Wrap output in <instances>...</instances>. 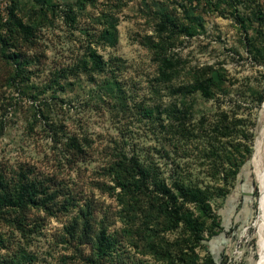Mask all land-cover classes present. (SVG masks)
<instances>
[{
	"label": "rangeland",
	"instance_id": "374dc122",
	"mask_svg": "<svg viewBox=\"0 0 264 264\" xmlns=\"http://www.w3.org/2000/svg\"><path fill=\"white\" fill-rule=\"evenodd\" d=\"M106 30L115 45L101 37ZM263 53L264 0H0V176L11 184L24 176L51 195L23 218L0 213V260L205 264L211 254L216 263L259 264L251 159L264 105ZM160 59L176 65L170 82L161 80ZM210 67L226 79L213 98L175 93ZM223 113L244 122L246 139H217ZM239 140L250 145L249 160L239 159L238 171L225 163L214 180L212 152L233 156ZM127 163L174 194L180 182L209 190L210 210L178 198L183 222L173 225L159 212L168 198L156 188L120 186L116 165ZM225 177L229 188H218ZM219 189L226 197L250 191L251 211L236 225L226 211L222 233L208 240L226 198L216 197ZM102 237L108 248L99 251Z\"/></svg>",
	"mask_w": 264,
	"mask_h": 264
},
{
	"label": "trees",
	"instance_id": "16d2710c",
	"mask_svg": "<svg viewBox=\"0 0 264 264\" xmlns=\"http://www.w3.org/2000/svg\"><path fill=\"white\" fill-rule=\"evenodd\" d=\"M66 17L74 22V16L66 14ZM16 26L25 36L31 38L32 32L30 31V27L24 25L21 21H15ZM114 29V26L111 27ZM103 40L113 46L116 43V38L114 32L110 30H106L102 36ZM260 53V52H259ZM264 56V53H263ZM90 63L101 71L100 66V58L95 54V52L91 51L89 53ZM18 71V70H17ZM176 73V65H174L168 59H160V76L162 82H170L173 80L174 75ZM201 78L199 80H195L194 83H189L185 85L179 86L175 93L181 98H187L188 96H192L195 94H200L201 97L205 100H209L213 98L214 91L220 90L223 88L226 79L222 76L217 70L213 68H209L208 74L201 73ZM258 106L263 102V94L258 97ZM177 114L173 115V118L176 120V123L182 127L184 121L178 120V111ZM185 116V114H184ZM244 122L241 120L233 119L228 117L227 114H221L219 117L218 123L214 126V132L216 133L217 139H239V135H241L244 139L246 136L245 131L243 130ZM178 128V127H177ZM180 132H183L180 129ZM223 144L222 142H219ZM75 147V144H72ZM234 152L233 156L228 150L224 148L219 150H214L210 156L211 161H213L214 172L212 174V178L214 180H220L219 173L222 170V166L227 163L232 169L238 171L241 167V162L243 164L249 160L250 154V145L243 144L242 140H239L237 144L233 145ZM245 147V155H238L240 148ZM230 158H232L230 160ZM238 159V160H236ZM241 159V162L239 161ZM118 175V180L120 181V186L122 188H136L139 192H142V188H156V192H159L163 195V197H167L168 201L165 203V207H160L159 212L163 215L167 216L170 223L175 226H178L179 223L183 222V219L180 214V207L176 208L173 206L175 204L176 199L182 198L185 201H189V203H195L199 210L206 214L209 208V201L214 197L212 192L209 190H201L199 187L185 185L183 182L177 183L171 188H176V194L172 192L163 182L156 180L147 169L143 167H139V169L132 165L131 163L127 164H117L116 165ZM21 182L17 184H11L10 182H6L0 176V213H12L15 214L16 218H23L21 213L33 207H47V203L49 202L51 195L47 191V188L38 182H34L32 180H28L26 177L22 176ZM25 180V181H23ZM229 188L227 183V178L222 179V183L218 188ZM193 188V189H192ZM211 188V187H204ZM228 192L222 191V189L217 190L216 197H226ZM256 197V194L254 193ZM216 219V220H215ZM211 225L214 227H218V230H212L209 233L208 240L216 237L222 233V221L220 215L217 214L216 218H211ZM186 224L190 226V228L196 231V227L198 226L195 222L190 221V217H186L184 221ZM18 223V222H17ZM199 230V229H198ZM106 238L102 237L100 244L98 246V250L102 251L104 248H108V244H105ZM254 258L255 254H254ZM224 263V262H223ZM222 262L216 263L211 254H209L205 264H223ZM0 264H16L15 261L11 260H0Z\"/></svg>",
	"mask_w": 264,
	"mask_h": 264
},
{
	"label": "bare ground",
	"instance_id": "6f19581e",
	"mask_svg": "<svg viewBox=\"0 0 264 264\" xmlns=\"http://www.w3.org/2000/svg\"><path fill=\"white\" fill-rule=\"evenodd\" d=\"M261 116L262 122L260 123V127L257 132L251 165L253 167V173L257 180L259 189L260 219L256 222L258 263L264 264V105L262 107Z\"/></svg>",
	"mask_w": 264,
	"mask_h": 264
},
{
	"label": "crops",
	"instance_id": "0c3cea01",
	"mask_svg": "<svg viewBox=\"0 0 264 264\" xmlns=\"http://www.w3.org/2000/svg\"><path fill=\"white\" fill-rule=\"evenodd\" d=\"M251 192L247 190L241 189L240 191H236L231 195H228L223 202V207L221 210L220 218L222 223H227L225 221V217H223L227 211V221L233 223L234 225L237 224V221L241 219H245L248 217L251 211ZM224 211V212H223ZM241 214V217L239 215ZM226 216V215H225ZM244 216V217H243ZM242 221V220H241Z\"/></svg>",
	"mask_w": 264,
	"mask_h": 264
}]
</instances>
